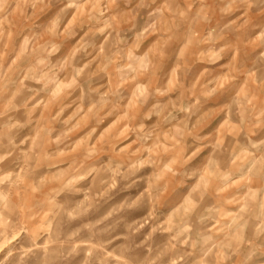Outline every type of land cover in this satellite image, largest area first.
Listing matches in <instances>:
<instances>
[{
    "label": "rangeland",
    "instance_id": "1",
    "mask_svg": "<svg viewBox=\"0 0 264 264\" xmlns=\"http://www.w3.org/2000/svg\"><path fill=\"white\" fill-rule=\"evenodd\" d=\"M0 264H264V0H0Z\"/></svg>",
    "mask_w": 264,
    "mask_h": 264
}]
</instances>
